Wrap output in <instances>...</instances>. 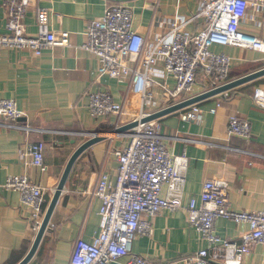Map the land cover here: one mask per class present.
I'll list each match as a JSON object with an SVG mask.
<instances>
[{"label": "crops", "instance_id": "crops-1", "mask_svg": "<svg viewBox=\"0 0 264 264\" xmlns=\"http://www.w3.org/2000/svg\"><path fill=\"white\" fill-rule=\"evenodd\" d=\"M110 5L132 7L134 29L149 43L167 32L174 17L194 16L201 6L200 0H30L22 19L25 34L36 36V10L43 8L49 12V30L58 37L67 32L69 44L50 46L40 55L27 49L0 50V99H14L22 114L19 122L32 129L22 132L0 127V264H18L38 230L19 193L2 187L7 178L26 174L44 187V215L69 158L92 132L105 139L90 146L75 161L47 230L27 264H68L77 242H91L101 233V202L91 191L102 172L115 181L118 164L113 152L126 145L129 131L116 134L112 130L129 123L141 109L139 86L130 88L128 78L99 76L97 59L81 47L88 25ZM261 15L248 9L241 29L264 40ZM7 17L0 0V34L7 32ZM201 21L196 19L187 29L198 30ZM212 50L233 58L230 80L264 67V55L257 51L219 45ZM154 77L169 87L174 85L172 78H166L161 60ZM262 86L264 76L226 91L227 96L219 94L199 102L201 119L197 122L180 119L187 108L156 119L167 150L177 155L185 152L188 157L182 189L184 205L191 198L198 204L204 182L221 178L229 184L228 200L233 211L253 212L264 207V108L256 106L252 98L254 88ZM98 91L110 92L115 102L123 104V115L91 118L87 109L89 94ZM196 92H201V88L197 86ZM218 100L222 106L215 114L210 113L209 108ZM163 107L156 100L145 111L155 112ZM231 115L250 122L248 140L227 135ZM39 141L46 144L44 161L42 166L34 167L26 155L27 145ZM146 220L150 233L136 235L132 251L154 264H182L207 246L189 225L183 209L161 210ZM247 229L243 222L222 217L215 221V232L222 239L238 241ZM241 264H264V246L251 245Z\"/></svg>", "mask_w": 264, "mask_h": 264}, {"label": "built area", "instance_id": "built-area-1", "mask_svg": "<svg viewBox=\"0 0 264 264\" xmlns=\"http://www.w3.org/2000/svg\"><path fill=\"white\" fill-rule=\"evenodd\" d=\"M29 4L30 0H3L8 17L7 32L0 34V50L27 49L40 55L50 46H67L68 33L61 32L58 37L51 32L49 12L43 8L36 10V36L25 34L22 19ZM200 5L194 16L174 17L167 32L152 43L134 29V10L128 5L106 7L104 14L88 25L81 47L97 59L98 75L128 78L130 88L139 86L141 109L130 122L140 121L153 113L146 112L145 108L156 100L168 107L230 82L233 58L214 52V45L249 49L264 55V40L241 29L250 8L262 14L264 24V0H200ZM196 19L202 20L201 27L194 32L188 30L187 25ZM159 60L166 78L174 81L172 87L154 77ZM197 86L201 92H196ZM221 94L227 96L226 91ZM252 98L256 106L264 108V86L254 88ZM221 106V100L215 101L208 111L215 114ZM87 109L91 118H119L124 113L123 104L115 102L107 91L90 93ZM21 116L14 99H0V127L30 132V127L19 122ZM180 119L199 121L201 108L198 103L187 107ZM227 135L248 140L250 122L237 115L229 116ZM126 136V145L113 152L118 164L115 181L102 172L91 191L101 202V233L91 242H77L68 264H154L134 253L132 244L136 235L150 233L146 218L165 209L185 210L189 225L207 244L182 264H241L242 256L250 252L251 245L264 246V207L253 212L233 211L228 200L229 184L225 180H206L199 203L191 198L188 204H183L188 157L185 152L177 155L167 150L156 120L138 123ZM45 148L42 141L29 142L26 155L32 166H42ZM2 187L19 193L37 230L42 220L46 189L32 182L26 174L8 177ZM220 217L246 223L248 229L238 241L222 239L215 232V221ZM123 258L125 260L120 261Z\"/></svg>", "mask_w": 264, "mask_h": 264}, {"label": "water", "instance_id": "water-1", "mask_svg": "<svg viewBox=\"0 0 264 264\" xmlns=\"http://www.w3.org/2000/svg\"><path fill=\"white\" fill-rule=\"evenodd\" d=\"M263 76H264V67L259 69V70L254 71V72H251L249 74H246L244 76H241L239 78H236L234 80H231L230 82H228L222 86L208 90L206 92L200 93L196 96H193L191 98H188V99L183 100L181 102H178L176 104H173V105H170V106L165 107L163 109H160L158 111H155V112L141 118L140 121H132V122H129L125 125L118 126V127L114 128L112 130V132L116 133V134H124V133L130 131L133 127L137 126L138 123H146L148 121L159 119L165 115L181 111V110L189 107L192 104L199 103L205 99H208L210 97H214V96L219 95L225 91H228L230 89H233V88L240 86V85H243L245 83L254 81V80L259 79ZM103 139H105V137L99 136L97 132H92L89 134V138L73 152V154L69 158V160H68V162L64 168L62 176H61V178H60V180H59V182L55 188V191H54L48 205H47V208L45 210V213L43 215V218H42L41 223L39 225V228L37 230V233H36L35 239L32 243V246L29 249L28 253L25 255V257L18 264H27L32 259L34 254L36 253L38 246H39V244L43 238V235H44L45 231L47 230V226L49 224L52 213L56 207V204L58 202L60 194L62 193V191L64 189V186L66 184L68 176H69L71 169H72L75 161L77 160V158L86 149H88L90 146H92L93 144H95V143H97Z\"/></svg>", "mask_w": 264, "mask_h": 264}]
</instances>
